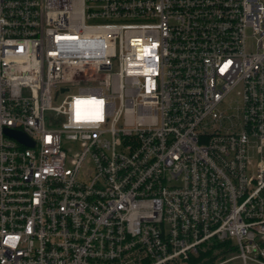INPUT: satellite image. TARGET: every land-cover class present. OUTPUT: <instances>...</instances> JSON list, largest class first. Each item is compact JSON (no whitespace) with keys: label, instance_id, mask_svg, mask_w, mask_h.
Returning <instances> with one entry per match:
<instances>
[{"label":"built area","instance_id":"2783aa9c","mask_svg":"<svg viewBox=\"0 0 264 264\" xmlns=\"http://www.w3.org/2000/svg\"><path fill=\"white\" fill-rule=\"evenodd\" d=\"M0 264H264V0H0Z\"/></svg>","mask_w":264,"mask_h":264},{"label":"water","instance_id":"95a60500","mask_svg":"<svg viewBox=\"0 0 264 264\" xmlns=\"http://www.w3.org/2000/svg\"><path fill=\"white\" fill-rule=\"evenodd\" d=\"M6 133L16 139L18 142H20L21 144H23L24 146L27 147H33V142L31 140H29L25 135H23L22 133L19 132H15V131H11V130H6Z\"/></svg>","mask_w":264,"mask_h":264},{"label":"rangeland","instance_id":"374dc122","mask_svg":"<svg viewBox=\"0 0 264 264\" xmlns=\"http://www.w3.org/2000/svg\"><path fill=\"white\" fill-rule=\"evenodd\" d=\"M213 253H214V251H212V254H213ZM212 254H211V255H212Z\"/></svg>","mask_w":264,"mask_h":264}]
</instances>
